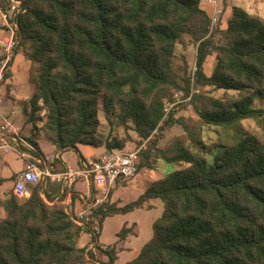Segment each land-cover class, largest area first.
Returning <instances> with one entry per match:
<instances>
[{"label":"trees","instance_id":"trees-1","mask_svg":"<svg viewBox=\"0 0 264 264\" xmlns=\"http://www.w3.org/2000/svg\"><path fill=\"white\" fill-rule=\"evenodd\" d=\"M23 3L22 42L31 43L26 56L35 64L34 93L24 101L23 116L34 136L84 160L80 145L107 151L128 147V137L101 139L100 111L142 142L157 128L179 125L185 132L165 149L152 145L138 163L139 171L153 169L157 160L178 170L153 182L136 201L123 207L106 202L94 212L102 225L109 216L163 201L153 239L127 264H264V140L243 125L249 119L260 122L264 114L251 107L255 94L264 98V18L233 7L226 26L221 23L208 37L212 7L202 0ZM9 5L10 0H0V8ZM184 36L200 42L196 82L236 95L196 96L198 121L171 114L159 127L165 99L190 89L191 77L175 70L176 47ZM213 54L216 65L207 74ZM213 127L217 139L210 144L204 128ZM29 188L27 198L16 196L14 188L0 195V264L99 263L92 249L79 244L76 217L60 203L51 204L43 185ZM136 232L135 226L123 227L118 237ZM86 233L97 241V234ZM105 254L107 264H114L116 251Z\"/></svg>","mask_w":264,"mask_h":264},{"label":"crops","instance_id":"crops-1","mask_svg":"<svg viewBox=\"0 0 264 264\" xmlns=\"http://www.w3.org/2000/svg\"><path fill=\"white\" fill-rule=\"evenodd\" d=\"M233 1L236 2V5L233 4ZM237 3L242 4L245 7H240ZM225 7L226 13L224 19L226 24L232 15L233 7H240L250 14L258 15L264 18V0L262 3L258 0H255V3L247 2V0H226ZM25 54L24 51H21V49L18 50L13 68H17L18 70L20 69V64L24 62ZM12 70L10 73L11 81L6 86L4 93L1 113L3 116L10 115L14 119L15 123L22 127L23 135L36 142L37 147L39 148L37 149V153H35L36 156L42 157L44 160L49 159L48 161L46 160L47 165L50 167L51 174L54 175L55 179L53 180L48 178L42 185L45 189H49V192L53 197L51 204L60 203L64 206L67 213L76 217L79 213L87 210L89 207V204L93 199L92 187L85 181H79L76 182L72 188L68 189L63 182L56 178H59L58 175H61L69 170H79L84 161L94 160L104 154L107 150L104 147L95 148L80 145L78 148L84 159L81 160L79 154L75 151H58L56 147L47 142L42 135L34 136L30 129L25 130L23 112L21 117H19L15 113L13 106L16 101H22L24 107V101L33 95L35 86L33 83V91L32 94H30V92L26 91L25 87L22 88L20 86V83L16 81V78L15 81L12 80ZM98 151L100 152L97 153ZM58 161L60 164L59 166H56ZM160 161L162 168L160 167L157 170L154 168H144L131 182H120L112 191L108 201L109 204L116 205L117 207H123L128 203L134 202L145 193L153 182L165 178L164 173H166V164L168 163L163 160ZM62 167L64 170L60 171ZM24 168L25 162L15 153L6 155L0 161V195L4 194L10 183H13L12 181L15 174L22 171ZM55 186H59V191L51 193L50 188ZM163 212V201L161 199H153L145 203L143 207L134 211L107 217L103 224L100 225V232L98 233V239L96 242L92 241L90 234L81 233L79 237V244L82 247L92 249L99 261L98 264L108 263L109 258L105 253L106 251H111L112 249L116 251V260L114 264H127L134 260L139 255L142 248L153 239L154 224L162 216ZM134 226L137 229L136 234H130L123 240L118 237L123 227L133 228Z\"/></svg>","mask_w":264,"mask_h":264},{"label":"built area","instance_id":"built-area-1","mask_svg":"<svg viewBox=\"0 0 264 264\" xmlns=\"http://www.w3.org/2000/svg\"><path fill=\"white\" fill-rule=\"evenodd\" d=\"M202 3L212 7L210 27L212 32L224 19L226 0H202ZM26 10L23 0H10L7 9L0 8V161L6 155L15 153L25 162V168L14 176V194L20 198L30 196L29 187L31 185H42L48 178L55 179L47 165L49 159L46 161L36 156L37 148L23 135L22 127L17 125L10 115L3 116L1 113L6 86L11 81L9 75L22 43L20 19ZM196 72L197 65L195 64L193 80ZM195 92L193 90L182 96L176 93L173 101L165 102L164 116L159 127H162L168 120L172 110L178 109L181 105L192 108ZM159 129L157 128L152 135L156 134ZM151 136L139 146L106 151L94 160L84 161L79 170H69L58 175L59 178L56 179L63 182L68 189L79 181L87 182L93 189V199L89 207L75 218L80 234L90 229L92 233L98 235L100 223L94 217L95 210L109 201L112 191L120 182H131L139 175L140 155L148 149Z\"/></svg>","mask_w":264,"mask_h":264},{"label":"rangeland","instance_id":"rangeland-1","mask_svg":"<svg viewBox=\"0 0 264 264\" xmlns=\"http://www.w3.org/2000/svg\"><path fill=\"white\" fill-rule=\"evenodd\" d=\"M260 3L263 2V0H258ZM247 2L255 3V0H247ZM233 4L236 5V2L233 1ZM240 7H245L242 4L237 3ZM225 19L222 21V27H225ZM220 31V27H216L213 29V31L209 33L208 37L211 33L217 34V32ZM216 40L218 39L215 38ZM199 43L194 42L190 37L184 36L181 40V42L176 47V59H175V70L178 72V75L180 77H191V84L189 91L179 89L173 91L172 96L165 99L164 102L173 101L175 94L178 93L179 95H186L190 91H196L194 94L193 102H192V108H187L185 105H181L178 109H174L171 111L170 115H174L175 119L184 118L191 121H198L199 117L196 114V106L200 105V102L198 100H194L196 96H204V97H211V98H224L226 95H236V92L230 91L229 93H226L222 90H216L213 87L209 86H202L199 85L196 82V79L193 80V73H194V66L196 64L197 59V50ZM21 51H24V54H28L32 51L31 43L29 41H25L21 43ZM25 54L24 62L20 64V69L13 68L12 70V80L20 83V86L22 88L25 87L26 91L30 92L32 94L33 91V81L35 77V64L30 61ZM25 65V67H24ZM216 65V57L215 54L210 56L208 58V61L205 66V71L207 74H210L214 67ZM195 77V76H194ZM31 98V97H30ZM255 110H264V98H261L258 94H255L253 97V103L251 106ZM13 109L15 113L21 117L23 112V104L22 101H16L14 103ZM24 117V116H23ZM99 118L101 121V127L99 129L98 135L101 137L102 140H111L113 138H118L119 140L124 138H129L130 140L127 142L128 147H134L139 146L142 143V139L139 138L137 133L133 131L132 129L126 130V128L119 126L116 124L115 117L112 114H106L104 111H100ZM40 119H43L40 117ZM109 119L113 120V124L110 122ZM25 121V119H24ZM42 123L39 121L38 126L41 127ZM243 125L250 133L256 135L261 140H264V114L261 118L260 122H257L255 120L249 119L244 120ZM132 128V126H130ZM31 125L24 124V129L31 130ZM205 132L203 134L204 140H206L207 143H212L216 141L217 139V133L215 132V127L213 128H204ZM185 134L183 128L179 125L173 126L171 129H165L161 128L157 131L156 134H153L151 136V139L148 143V149L150 150L152 145L156 147V149H165L169 147L174 140L182 137ZM127 138V139H128ZM146 150V151H147ZM98 151L97 153H99ZM154 154V151L152 152ZM212 158V155L210 156ZM153 161V160H151ZM162 168V164L160 160H157L154 162V169L157 170L158 168ZM147 169V168H145ZM179 169V166L176 164H166V173H164L165 176H167L169 173ZM14 185L13 183L9 184L7 186V191H13ZM79 233V237H80ZM94 264V263H89Z\"/></svg>","mask_w":264,"mask_h":264}]
</instances>
